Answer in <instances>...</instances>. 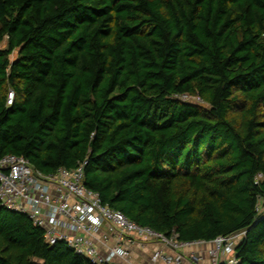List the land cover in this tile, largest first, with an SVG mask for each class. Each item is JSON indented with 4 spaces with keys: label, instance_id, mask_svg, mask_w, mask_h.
I'll use <instances>...</instances> for the list:
<instances>
[{
    "label": "trees",
    "instance_id": "1",
    "mask_svg": "<svg viewBox=\"0 0 264 264\" xmlns=\"http://www.w3.org/2000/svg\"><path fill=\"white\" fill-rule=\"evenodd\" d=\"M5 36L0 157L84 164L139 224L264 264V0H0ZM0 264L95 263L0 202Z\"/></svg>",
    "mask_w": 264,
    "mask_h": 264
},
{
    "label": "built area",
    "instance_id": "2",
    "mask_svg": "<svg viewBox=\"0 0 264 264\" xmlns=\"http://www.w3.org/2000/svg\"><path fill=\"white\" fill-rule=\"evenodd\" d=\"M180 97L192 101L197 96ZM13 98L11 90L8 102ZM0 202L27 214L44 230L48 244L65 242L95 264H236V246L244 235L183 241L176 232L141 225L104 203L86 186L84 164L46 174L16 154L0 157ZM256 209L264 213V194Z\"/></svg>",
    "mask_w": 264,
    "mask_h": 264
},
{
    "label": "rangeland",
    "instance_id": "3",
    "mask_svg": "<svg viewBox=\"0 0 264 264\" xmlns=\"http://www.w3.org/2000/svg\"><path fill=\"white\" fill-rule=\"evenodd\" d=\"M8 47V37L5 36L2 40H0V48H7ZM18 55V49H16L10 56L11 60H14ZM11 90L8 91V94L10 93ZM192 102L199 103V100L197 97H192L191 98ZM241 234V233H240ZM240 237V236H239Z\"/></svg>",
    "mask_w": 264,
    "mask_h": 264
}]
</instances>
